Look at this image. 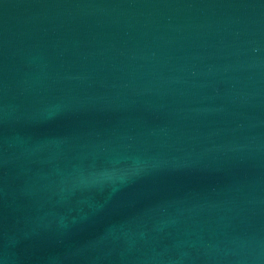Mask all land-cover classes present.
Returning <instances> with one entry per match:
<instances>
[{
  "label": "water",
  "instance_id": "95a60500",
  "mask_svg": "<svg viewBox=\"0 0 264 264\" xmlns=\"http://www.w3.org/2000/svg\"><path fill=\"white\" fill-rule=\"evenodd\" d=\"M0 264H264V0H0Z\"/></svg>",
  "mask_w": 264,
  "mask_h": 264
}]
</instances>
